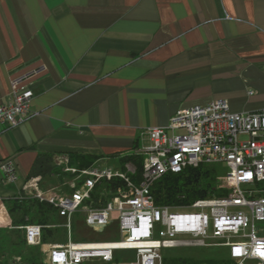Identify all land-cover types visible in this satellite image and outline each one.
<instances>
[{"label":"crops","instance_id":"obj_1","mask_svg":"<svg viewBox=\"0 0 264 264\" xmlns=\"http://www.w3.org/2000/svg\"><path fill=\"white\" fill-rule=\"evenodd\" d=\"M13 85L33 97L31 115L0 130V162L19 176L0 171V212L32 180L70 191L41 188L39 156L60 172L78 154L107 168L179 110H264V0H0L1 103Z\"/></svg>","mask_w":264,"mask_h":264},{"label":"built area","instance_id":"obj_2","mask_svg":"<svg viewBox=\"0 0 264 264\" xmlns=\"http://www.w3.org/2000/svg\"><path fill=\"white\" fill-rule=\"evenodd\" d=\"M32 97L29 88L13 85L6 102H0V130L31 115ZM137 154L142 157L138 184L126 173L97 166L62 167V173L73 176L66 183L69 192H42L36 180L30 181L25 192L54 209L64 221L61 228L67 231V240L43 244L42 227L29 224L21 228L26 245L40 248L45 264H85L94 259L111 263L116 251L134 252L129 264H162L163 250L213 246L227 248L234 264H264V226H258L264 224V191L259 188L264 182V110L233 113L223 99L179 110L166 127L144 132ZM199 165L224 168L229 187L225 196L210 195L183 206L154 204L150 188L155 182L167 173ZM0 171L7 183L18 182L12 159L1 161ZM126 172L133 174L129 167ZM115 178L124 182L126 191L102 206H92L95 186ZM113 212L118 215V241H71L76 213L84 215L86 226L101 231L110 225Z\"/></svg>","mask_w":264,"mask_h":264},{"label":"trees","instance_id":"obj_3","mask_svg":"<svg viewBox=\"0 0 264 264\" xmlns=\"http://www.w3.org/2000/svg\"><path fill=\"white\" fill-rule=\"evenodd\" d=\"M69 164L75 165L77 169L82 170L92 166L97 158L89 155H71L68 156ZM120 171L126 173L134 184H138L140 180V173L142 167V157L137 153L119 158ZM132 164L136 167L134 174L126 172V164ZM53 164V156H39L37 162L33 168L32 176L42 179L45 175L50 174L51 170L57 169ZM59 174V172H58ZM215 173L213 168H209L205 165H199L198 167L185 168L180 173H167L157 182H155L150 188V195L153 202L157 206H177L188 205L191 202L204 198L206 196L214 195L217 197H223L227 192H223L218 188L217 182L214 179ZM264 182L261 184L263 185ZM119 191H126L125 184L120 179H112L110 181L102 180L94 188L92 194V206H102L107 201H110ZM10 207L8 213L12 217V229L17 226H26L29 224H36L42 227V243H46L47 236L52 234L50 228H46V225L54 222L52 215L56 216L54 209L45 204L40 203L37 200L30 197L25 191L22 192L17 198L8 200L6 202ZM19 212L22 216L16 218L15 213ZM57 217V216H56ZM28 218L27 220H25ZM24 240L22 243L24 244ZM26 244V243H25ZM0 246L2 249L4 243ZM36 253L28 259L29 264H45V256L41 252L40 248L34 247ZM34 251V250H32ZM6 255L0 256V264H6ZM14 261V258H12ZM19 261V259H17ZM11 262V261H9ZM12 263V262H11ZM162 264H234L228 260H194L186 257H174L167 258L163 255Z\"/></svg>","mask_w":264,"mask_h":264},{"label":"rangeland","instance_id":"obj_4","mask_svg":"<svg viewBox=\"0 0 264 264\" xmlns=\"http://www.w3.org/2000/svg\"><path fill=\"white\" fill-rule=\"evenodd\" d=\"M52 164L51 166H53ZM104 164H102L103 166ZM108 169L119 170L120 165L115 160H109L105 163ZM125 167H129L131 173L133 174L136 171V167L130 163L126 164ZM209 168H213L215 173V181L217 182L218 188L223 192H227L229 187L224 183V175L225 170L222 167L218 166H208ZM71 168L77 169L75 165H72ZM50 174L55 175L54 179H49L48 175H45L40 183L41 188L48 189L52 186L61 185L62 183L71 180L73 176L71 174H62L58 169H54L50 171ZM59 172V174H58ZM260 190L264 191V184L261 185ZM63 190L66 191V187H62ZM115 198V197H113ZM113 198L111 200H113ZM183 206V205H177ZM10 206L6 203L3 204L1 215V224H0V246L4 243L3 249L0 247V256L2 254L6 255V264H29L28 259L32 257L36 252L34 247H29L22 243L24 240V231L21 229L22 226L14 227L15 230H9L5 225H10L12 227V217L8 213V208ZM22 215L19 212L15 213V217H21ZM54 222L46 225V228H50L53 232L50 236L46 238V244H61L65 243L67 240V231L61 228L64 221L59 219L54 215H50ZM117 213L113 212L111 216V223L109 226L105 227L101 231H96L84 224V215L82 213H76L71 220V230L70 237L71 241L74 243H96L100 241H118L120 239V235L118 233L117 226ZM26 218L25 220H27ZM258 226H264L258 225ZM24 227V226H23ZM34 250V251H32ZM164 256L167 258L174 257H186L192 258L194 260L204 261V260H228V249L225 247L213 246V247H199V248H181V249H166L163 250ZM14 258V261L12 260ZM19 259V261H17ZM134 259V252L132 251H116L114 252V259L111 263H105L101 260H91L86 262L85 264H129ZM11 261V262H9ZM247 264H252L248 262Z\"/></svg>","mask_w":264,"mask_h":264},{"label":"bare ground","instance_id":"obj_5","mask_svg":"<svg viewBox=\"0 0 264 264\" xmlns=\"http://www.w3.org/2000/svg\"><path fill=\"white\" fill-rule=\"evenodd\" d=\"M87 245H93V244H87Z\"/></svg>","mask_w":264,"mask_h":264},{"label":"water","instance_id":"obj_6","mask_svg":"<svg viewBox=\"0 0 264 264\" xmlns=\"http://www.w3.org/2000/svg\"><path fill=\"white\" fill-rule=\"evenodd\" d=\"M256 139H258V138H256Z\"/></svg>","mask_w":264,"mask_h":264}]
</instances>
